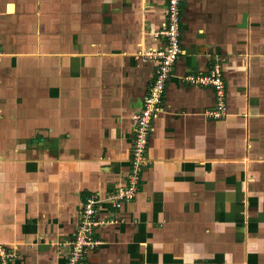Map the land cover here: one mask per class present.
Here are the masks:
<instances>
[{
  "label": "crops",
  "instance_id": "crops-1",
  "mask_svg": "<svg viewBox=\"0 0 264 264\" xmlns=\"http://www.w3.org/2000/svg\"><path fill=\"white\" fill-rule=\"evenodd\" d=\"M181 48L136 198L85 264H264V0H181ZM163 0H0V246L65 264L84 199L125 184ZM214 64L212 88L189 77ZM1 264V262H0Z\"/></svg>",
  "mask_w": 264,
  "mask_h": 264
},
{
  "label": "built area",
  "instance_id": "built-area-1",
  "mask_svg": "<svg viewBox=\"0 0 264 264\" xmlns=\"http://www.w3.org/2000/svg\"><path fill=\"white\" fill-rule=\"evenodd\" d=\"M165 17L160 33L163 46L156 50L140 51L137 55L143 60H152L155 68L142 108L134 115L135 128L130 149V166L125 184L104 199L96 195L87 196L82 202L78 224L69 243V252L65 264H85L86 255L96 248L99 242L95 239L96 228L100 223L95 219L100 203L106 201L114 206L133 201L141 183V176L148 164V143L152 132V120L162 110L166 84L171 78L174 65L182 52L181 48V0H163ZM195 84L212 88L215 96V107L209 115L221 118L225 114V83L220 65L214 64L203 76L189 77ZM11 256L0 246V262L8 264Z\"/></svg>",
  "mask_w": 264,
  "mask_h": 264
}]
</instances>
